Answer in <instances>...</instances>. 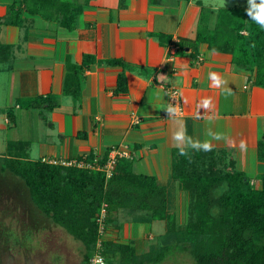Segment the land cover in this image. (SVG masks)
I'll list each match as a JSON object with an SVG mask.
<instances>
[{"label":"crops","instance_id":"1","mask_svg":"<svg viewBox=\"0 0 264 264\" xmlns=\"http://www.w3.org/2000/svg\"><path fill=\"white\" fill-rule=\"evenodd\" d=\"M194 1L123 0L120 7L118 0H90L67 30L26 13L19 25L4 23L10 0H0V46H5L0 48V131L9 134L2 139L4 147L6 141L20 140L26 143L27 159L58 161H101L111 147L125 149L128 156L121 158L134 173L152 176L164 186L176 221H185L187 194L169 177L170 150L178 149L172 139L177 123L162 114L168 101L164 87L173 86L187 134L203 142L211 139L209 128L221 133L226 139L212 140V149L225 151L234 169L259 188L264 173V159L257 154L258 141H264V88L253 83L252 69L234 64L229 53L211 50L205 42H198L194 51H175L180 38L193 36L198 12ZM207 8L212 27L216 10ZM84 53L93 55L94 62L80 74L74 103L61 90L64 59L79 64ZM107 59H119L124 66L108 64ZM120 72L124 93L115 92ZM210 72L228 82L231 95L212 87ZM161 74L164 78L158 80ZM45 96L56 102L51 110L18 105V99ZM203 98L214 103L211 123L197 118L198 111L205 115L198 109ZM120 213L112 220L121 221ZM130 217L123 221H134L126 226L141 230L135 236L140 240L153 221H161L135 222ZM130 237L121 242L135 239Z\"/></svg>","mask_w":264,"mask_h":264},{"label":"trees","instance_id":"2","mask_svg":"<svg viewBox=\"0 0 264 264\" xmlns=\"http://www.w3.org/2000/svg\"><path fill=\"white\" fill-rule=\"evenodd\" d=\"M89 1L10 0L3 22L19 25L26 13L70 30ZM194 4L198 12L193 36L180 38L175 51L185 47L194 51L198 42H205L211 50L229 53L234 64L252 69L253 83L264 88V28L250 20L242 6L217 7L214 24L208 27V8L199 0ZM118 6H124L123 0H118ZM93 62V55L87 53L79 64L64 59L61 90L74 103L80 94V74ZM106 62L124 66L119 59ZM125 91L120 72L115 92ZM17 101L25 108L51 110L56 105L52 96ZM6 116L11 121V113L7 111ZM25 146L20 140L6 141L0 171L18 177L36 210L81 243L82 264L94 249L97 233L93 217L102 202L106 203V229L108 223L114 224V213L119 211L135 222H163L157 242L148 241L140 252L130 242L102 239L100 253L105 264H156L172 249L187 252L194 264H264V173L259 175L260 187L255 188L234 169L223 150L189 148L184 156L179 149L170 150L169 177L187 194L185 221L180 223L168 205L165 187L152 176L134 173L126 159L118 158L105 178L98 170L27 159ZM257 154L264 159L263 140L257 143Z\"/></svg>","mask_w":264,"mask_h":264},{"label":"rangeland","instance_id":"3","mask_svg":"<svg viewBox=\"0 0 264 264\" xmlns=\"http://www.w3.org/2000/svg\"><path fill=\"white\" fill-rule=\"evenodd\" d=\"M205 7L215 11L220 6L248 7V0H201ZM260 2V0H255ZM3 137H9L6 130L0 131V161L5 151ZM178 212V217L180 216ZM121 212L114 224L108 223L105 238L122 241L128 236L140 234L139 229L128 227L133 221ZM119 218V216H118ZM184 222V221H177ZM147 227L146 223L141 225ZM142 232V231H141ZM144 232L142 239L130 240L137 252L149 242H157L163 232V222L153 221L151 231ZM83 247L63 228L51 223L31 204L23 182L8 171H0V264H82ZM156 264H194L187 252L172 249Z\"/></svg>","mask_w":264,"mask_h":264},{"label":"clouds","instance_id":"4","mask_svg":"<svg viewBox=\"0 0 264 264\" xmlns=\"http://www.w3.org/2000/svg\"><path fill=\"white\" fill-rule=\"evenodd\" d=\"M223 0H221V3ZM248 7L245 8V12L250 20L254 21L261 28H264V0H260L259 4L255 0H248ZM163 74L157 77L158 80H162ZM208 79L211 81L212 87L221 88L226 95H231L232 90L227 87V81L216 72H210ZM198 109H202L204 114L201 116L200 112L197 113V118H204L208 122H213L215 119L214 103L211 98H203L199 104ZM165 114L168 118L173 119L177 123V128L173 132L172 139L175 141L176 147L179 149L180 155H188L187 149L191 148L196 151H211L213 148L212 140L226 139L221 133L213 132L211 128L208 129L207 135L211 139L203 142L194 140L187 134V127L183 119L180 116V112L176 106L169 104L165 109ZM241 149L245 147L244 141L240 143ZM226 190V186H225ZM222 194V193H221ZM92 264H103V257L96 254L92 257Z\"/></svg>","mask_w":264,"mask_h":264},{"label":"built area","instance_id":"5","mask_svg":"<svg viewBox=\"0 0 264 264\" xmlns=\"http://www.w3.org/2000/svg\"><path fill=\"white\" fill-rule=\"evenodd\" d=\"M164 92L167 94V99H168L165 109L167 108L169 104H173L174 106L178 108L180 115H181L182 106H181V102L178 97L177 89L173 86H165ZM165 109L162 111V114L166 116ZM126 156H128L127 151H125V149H121L116 146V147H111L108 150L106 157L101 162L95 158L58 161L55 159L42 157L40 158V160L46 163H50V164H60L63 166H74L77 168H83L87 170H98L103 173L105 178H107L111 175L113 167L117 159L121 157H126ZM106 215H107L106 214V203L102 202L99 205L97 212L95 213L93 217L94 222L96 223L97 238L95 240L93 252L88 257L86 264H92V257L96 254H99L102 257L100 253V247H101V240L105 239V234H106V225H105ZM103 264H105L104 259H103Z\"/></svg>","mask_w":264,"mask_h":264}]
</instances>
